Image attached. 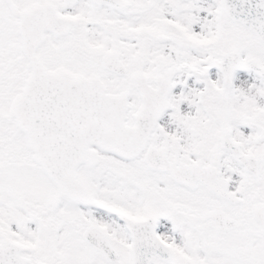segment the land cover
Listing matches in <instances>:
<instances>
[{
  "label": "snow or ice",
  "instance_id": "1",
  "mask_svg": "<svg viewBox=\"0 0 264 264\" xmlns=\"http://www.w3.org/2000/svg\"><path fill=\"white\" fill-rule=\"evenodd\" d=\"M0 264H264V0H0Z\"/></svg>",
  "mask_w": 264,
  "mask_h": 264
}]
</instances>
